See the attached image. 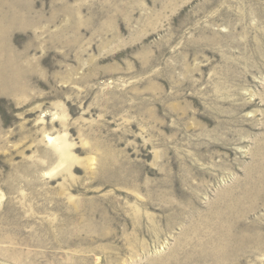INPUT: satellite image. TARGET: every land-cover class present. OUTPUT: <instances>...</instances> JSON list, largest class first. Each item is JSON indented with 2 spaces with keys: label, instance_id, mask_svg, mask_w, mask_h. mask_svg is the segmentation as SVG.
<instances>
[{
  "label": "rangeland",
  "instance_id": "374dc122",
  "mask_svg": "<svg viewBox=\"0 0 264 264\" xmlns=\"http://www.w3.org/2000/svg\"><path fill=\"white\" fill-rule=\"evenodd\" d=\"M218 207L264 264V0H0V264H157Z\"/></svg>",
  "mask_w": 264,
  "mask_h": 264
},
{
  "label": "bare ground",
  "instance_id": "6f19581e",
  "mask_svg": "<svg viewBox=\"0 0 264 264\" xmlns=\"http://www.w3.org/2000/svg\"><path fill=\"white\" fill-rule=\"evenodd\" d=\"M253 188L255 189V185L253 186ZM229 202H230L229 205H233L234 210H237V208L239 206L238 205L239 200H231ZM224 206H227V204ZM225 208H227V207H225ZM230 208H231V206H230ZM239 213H240V211H233V212H231V210H227V211L224 210L223 211L220 209V207H218L215 209V211L213 213H211L206 218L201 217V218L194 219L195 221L198 220L197 225L193 228H185L182 231L181 237H179L177 240L178 243H176V245L173 247V252H171V254L168 256L166 255L165 258L162 260V262H157V264H175L176 263V261H174L175 256L176 255L177 256H183V253L191 255L192 257L194 256L195 257L194 261H196L197 259L200 260L203 258L206 260L209 258V260L212 259L211 262L214 261L213 263H215V264H229V263H232L233 261L234 262L240 261V259L244 256V253L245 252L247 253L246 250L249 247L248 243L250 244V242H251V239H249V237H247L244 234H241L240 232H241L242 228L243 229H249L251 227L249 225H247V223H245L242 219H240ZM227 221H233L232 224H234L233 228H234L235 232L230 236L229 235L226 236L221 243L222 245L216 246V243L213 244V242L210 243V241H204V240L198 241L199 238L197 239V241H194V239H193L194 237L190 238V236H189V233L195 232V235H196V234H199V232H201V230H203V229L205 230V228H207L208 231H211V229L216 230V232L218 230L221 231L222 225H224L225 222H227ZM224 228H226V227H224ZM239 228H241V229H239ZM238 229H239V231H238ZM205 231H207V230H205ZM219 233H218V235H220ZM226 233H227V231H226ZM226 233H225V235H226ZM222 236H223V234H222ZM201 238H203V237H201ZM260 238L259 239H256V238L252 239L253 243H255L256 241L261 242L260 240L263 241V239L262 238L260 239ZM217 244H218V242H217ZM256 247H257V245H256ZM260 247H261L260 249H264L261 245H260ZM199 248H201V249H199ZM171 256H173V258H171ZM205 260H203V261H205Z\"/></svg>",
  "mask_w": 264,
  "mask_h": 264
}]
</instances>
